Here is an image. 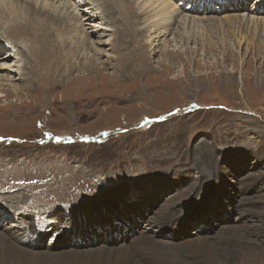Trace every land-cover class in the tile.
<instances>
[{
    "label": "rangeland",
    "instance_id": "374dc122",
    "mask_svg": "<svg viewBox=\"0 0 264 264\" xmlns=\"http://www.w3.org/2000/svg\"><path fill=\"white\" fill-rule=\"evenodd\" d=\"M23 1L29 13L28 5L33 2L42 6L43 25L47 13L55 11L62 19L55 24L57 30L69 34H61L64 42L55 44L54 52L53 45H47L58 39L53 25L48 28L36 23L40 29H35L31 23L35 18L29 14L20 25L19 13L7 15L10 8L0 6L1 54L8 56L11 45L18 49V55L7 58L9 68L0 67V210L14 215L13 219H0V228L16 220L14 207L25 206L35 223L45 221L41 224L44 228L55 226L67 220L71 205L87 203L97 209L104 205H93V199L101 200L105 193L112 196L114 192L107 191L109 188L123 186V189L130 187L135 195L127 191L125 195H117L124 200L120 204L119 200L109 199L110 203L103 208L104 213L110 214L108 217L100 212L91 216L89 223L71 226L66 237L70 243L75 242L71 240L73 235L82 238L85 246L90 243L87 247H93L101 237L116 238L115 233L121 228L119 219L134 221L136 215L139 227L131 226V237L133 231L137 232L135 226L143 228L151 218V210L163 203L165 209L172 204L187 216L186 222L175 227L179 235L172 232L178 243L197 237L215 239L225 228H236L227 232V236L238 232L247 236L245 229H248L247 237L254 241L250 245L253 252L264 255L262 237L253 234L264 226L263 55L255 60L257 56L245 52L244 43L241 47L233 44L234 58L242 56L241 59H234L237 64L223 62L219 55L225 52L224 46H218L213 54L205 53L192 41H178V29L164 32L155 29L150 33L138 28L139 25L136 31L130 29L132 21L145 23L136 8L145 0H118L117 7H123V11H108L106 18L100 11L107 10L113 0H90L100 4L96 13L102 15L94 18L92 25L80 26L76 34L71 30L74 21L71 16H85L88 21L92 9L86 0H70V7L60 0ZM152 1L146 3L149 10ZM262 2L239 0L227 9L214 3L208 6V13L198 10L197 15L220 18L254 9L258 14L255 17L264 19ZM185 4L188 2H178L182 7ZM163 25L158 27L163 29ZM123 27L127 29L122 30ZM84 29L92 32L89 40H83L82 48L80 36L84 31L88 35ZM129 30L137 32L136 38H130L131 43L123 42L122 33L127 32L126 39ZM168 46L180 55L177 62L163 52ZM75 53L77 60L84 62L83 68L66 71L75 63ZM18 58L23 66L21 75L14 65L18 63L10 61ZM247 58H251L249 66L238 63ZM59 71L64 79L53 76ZM216 166L223 169L222 175ZM249 174L261 176L257 186L247 191L240 189L243 178ZM241 191H245L244 197L249 194L247 209L251 215L241 209ZM240 210L245 215L238 218ZM41 213L46 220L39 218ZM103 219L116 224V228L106 231L108 223H103ZM89 224L98 229L96 237L89 233ZM155 226L152 224L147 230L156 238L150 239L159 244L171 240V227L158 231ZM9 231L20 234L15 227ZM184 234L187 238H182ZM90 238L93 242H89ZM125 242L127 239L116 238L114 245L100 244V247L122 249L127 247L121 244ZM241 242L227 239L222 244L225 254L234 257L239 247L245 246ZM183 258L191 260L189 255ZM198 258L195 260L202 264ZM238 260L264 264L263 256L252 253L238 256Z\"/></svg>",
    "mask_w": 264,
    "mask_h": 264
},
{
    "label": "bare ground",
    "instance_id": "6f19581e",
    "mask_svg": "<svg viewBox=\"0 0 264 264\" xmlns=\"http://www.w3.org/2000/svg\"><path fill=\"white\" fill-rule=\"evenodd\" d=\"M60 1H62L64 6L67 5L66 7H70V3H71L70 0H60ZM117 1L118 0H113V2L110 1L109 2V4H111L110 7H108L107 10L104 8L103 9L104 11L103 10L100 11L101 13L105 15L104 18H106L108 11L109 12L113 11V13H116L118 11L117 9H119V12L123 11L122 10L123 7L121 8L117 7V4L120 5L119 3H117ZM147 1L148 0H145L144 2L142 1L141 4L136 7L137 10L143 14V20L145 21V23H142L140 25L139 22L137 23L135 22L133 24V21H132L131 25L129 24L130 29H134L136 31L135 28L138 25H139L138 28L142 27L143 30L149 31L148 33H150V31L154 32L155 29H157V32L158 31L164 32L167 29L169 30L172 29L173 31H176L178 29L177 34H176L177 35L176 38L178 39V41H184V42L192 41L193 44L196 45L195 47L199 46L201 50L204 51L205 53H209L212 51L211 54L214 53L213 50H216L218 46L220 45L224 46L225 52L220 53L219 55L220 60H222L223 62L228 60V61H231L232 63L236 62V64H237V61H235L234 59H237L239 61L242 56L240 57V59H239V56L238 58L237 57L234 58L236 56V53L235 51H233L232 45L235 44L236 47H241L242 44L244 43L245 52H249V53H252L254 56H257L254 58L255 60L257 59L259 60L260 58L259 56L263 55V60H264V49H263L264 47V19H262V17H255L256 15H258L256 10L253 9V11H256V12H253L252 10H248L246 14L244 13V14L235 15L236 14L235 13L233 15H230L229 17H226L223 15L224 17L221 16L220 18L216 17L215 15H213L211 18H200L197 15L199 12L198 10L206 12L210 10V8L208 9V6L209 5L211 6L214 3L216 4V6L218 5L219 8L227 9V8H232L234 6V1L238 2L239 0H213V1L212 0H200V2L199 0H178L177 3H176V0H153L151 3L152 7H150L151 8L150 10L148 9V6H146ZM183 1L188 2V4L187 5L185 4L186 6H183V7L180 6L181 4L178 5V2H183ZM242 1L243 0H240V2ZM24 2L25 1L23 0H0V6L5 7L4 8L5 10L10 8L8 9L7 15L12 16L16 13H19L20 25L24 21H26V18H28L29 15L32 16V18H35L34 19L35 21H33V19L31 21V23L32 22L34 23L32 27L35 29H40L38 25L39 24L43 25L44 23V20L42 19L44 16H42V11H41L42 6L40 7L39 5V7H37L35 6V4H37L36 2H33V3L31 2L32 5H28V7L30 8V13H29L28 8H25L27 5H24ZM86 2L87 4H91V7L89 8L92 9V13L87 18L88 21H85L86 20V18H84L85 16L78 17L74 14H73L74 17L71 16L72 21L74 20L71 23L72 24L71 30L74 31L73 34L74 33L76 34L77 33L76 31L78 30L80 31L79 27L83 26V24H85L86 26H90L93 24L94 18L96 17L100 18L102 15L101 13H96L100 9V4L91 3L90 0H86ZM103 2H102V5L105 6V3ZM254 4H256V1L254 2ZM263 5L264 3L262 2L260 7H263ZM80 9L84 10L82 7ZM5 10H2V11H5ZM73 10H75V8ZM214 11L216 12L215 14H217V11L216 10ZM263 11H264V7L262 8V12ZM54 12H51L50 14L47 13V16H45L46 22L44 24L45 26L47 25L48 28L50 25H53L56 29L55 33L58 39L47 42V45L48 44L53 45L52 51H54L55 44H58L60 41L64 42L63 39L60 37L61 34H65V33H67V35L69 34L68 32H62L60 30H57L55 24L59 20L61 22L62 19L61 17H59V14H55ZM35 16L39 18H36ZM1 21L2 19H0V22ZM176 22L178 23L176 24ZM36 23H39V24L37 25ZM13 24L15 25V23ZM162 24H164L163 29L162 28L160 29L158 26H162ZM102 28L103 27H101V29ZM126 29L125 27H123L122 30H126ZM91 32L92 31H89V32L87 31L86 33L88 35L85 34V31L82 32L83 36H80L82 38L80 42L81 43L80 46L82 48L84 47L83 40H89V36ZM128 32L130 35H128L126 39L125 37H126L127 32L125 31L122 33V35H124L122 37V41L124 42L127 40L131 43L132 40H130V38H133V39L136 38L137 32L133 33L130 30ZM214 36H216L217 39L215 38V40H213ZM80 37L78 38L80 39ZM171 41L173 40L171 39ZM77 44H79V42H76V45ZM171 45H173V43ZM11 46H10V53L7 50L9 55L6 57H4V55L2 56L1 54L2 47L0 46V67H4L3 69L9 68L10 65L8 66L7 64L8 62L7 58L10 57V55H18V49L16 48V46H12V47ZM80 46L77 45L78 48H80ZM169 46L167 47L169 49H165V51L163 52L165 54H169L172 57L173 59L172 62H174L175 60L177 62V60H179L178 58L180 57V55L177 53V50H175L174 48L172 49V47H169ZM57 51H58V48H57ZM57 51L56 53H59ZM67 53H69V51H67ZM184 53H185V50H184ZM90 56L92 57L93 55H90ZM19 58L13 59V60L11 59L10 61L11 62L14 61L18 63L17 65L16 64L14 65L16 66V71L18 72V74L21 75L23 66L22 64L20 65L21 59ZM77 59H78V53H75V55L73 56V60L75 63L70 64L66 71L68 70L74 71L78 67L83 68L82 66L84 65V62L82 63L78 61ZM250 62H251V58H247L244 62L240 61L238 63L241 66L242 65L249 66ZM53 76H57V80H60L61 78L64 79V75H62L60 71L58 73L53 74ZM134 80L138 81L136 79ZM137 135L139 136L140 134H137ZM261 145L263 147V149L261 150L264 153V138L261 140ZM218 169H221V168L217 167V170ZM223 173L224 171L223 169H221V175ZM251 175L252 174L246 175L243 178L245 180H243V183L240 185V189L247 191L248 189L251 188L252 190L253 187L257 186L256 184L261 178V176L257 177V176H254V175L251 176ZM107 191L114 192V194L112 196H107V194L105 193L103 194V198H101V200L93 199V205L95 206L104 205L105 206L108 203H110L109 199L111 198H113L112 200H116V201L119 200V204H120L124 200H121L122 198L121 199L118 198L117 195L119 196L125 195L126 191L127 193H130L131 196L135 195V193L132 192V189H130V187L128 188L125 187V189H123V186H112ZM245 191H241L242 197H240L239 204L241 205V209L245 208L244 211H247V214L251 215L249 213L250 210L247 209L248 205L250 204L249 202L250 198L249 196H247L249 194H246V197H244L245 194H243V192ZM40 200L41 199H38V201ZM162 204L161 206H159V204L156 205L151 210V213H152L151 218L147 220L143 228L142 226L141 228H138L139 219L136 217L135 214H133L135 215L134 221H129V220L124 221L114 216L113 218L119 219L118 222L121 227L119 232L115 233L116 238H119V239L124 238L125 240L127 239V242L121 243L127 247L122 248V249H120L119 247L118 249H115V250H111L106 247H100V244L114 245L112 244V242L116 240V238L114 237H113L114 240L112 238L111 239L107 238L106 236H105V239L101 237L100 240L97 241L93 247L91 246L87 247L89 246L90 243H88L85 246L84 240L82 238L77 237L76 235H73L74 237H71V240L75 241L74 244L72 242L71 244L70 241L67 240L68 238H66L68 236L67 231L71 226L74 225L75 227H77V226L82 225L85 222L89 223L91 216H96L100 212L102 215H104V217L110 216L109 213L108 214L104 213V210H103L104 206L94 209L90 205L88 206L87 203H78V204L71 205L68 210L67 220L63 222L59 221L57 224H55V226H49L47 228H44L43 226L45 221H42L41 224L43 225L40 224L41 225L40 226L39 224L35 223L34 220H32L30 211L25 208L26 206L24 208L14 207L12 213H14L15 216L18 214L16 220H11L9 221L8 225H2V228H0L1 264H64V263L66 264H198L197 261L195 260V258H198V257H199L198 259L202 261V264H248L246 262H240L238 260V256H245V255H249L252 253L255 256L264 257V255H261L259 253L260 251L258 253H254L253 249L250 247L251 243H253L254 241L250 240V238L247 237V236H250V231L248 229H245L248 233L247 236L242 235L240 232H238L239 234L234 233V234H230L232 236L230 235L227 236V234H229L227 232L233 231L236 228H225L215 235V239H210L207 237H200V238L197 237V239L192 240V241H185V242L178 243V239H174L172 232H174L176 235H179V232L175 230V227L180 222H186V219L184 218L187 216H184L182 213H179L176 207L172 204H169L170 206L168 209H165V207ZM111 205L112 204H110V206ZM15 208L19 209L20 212L16 211ZM115 208L117 207H113L112 209H115ZM129 211L131 212L132 209L131 210L129 209ZM244 211L241 212L240 210V213L238 214V218L242 217V215H245ZM60 212H62V210ZM43 213H41V217L39 218L44 219L42 215ZM13 216L14 215L8 213L7 210H0V219L5 220L7 217L9 218L11 217L13 219ZM153 217H155V219L152 221ZM38 220H41V219H38ZM103 223H108V227L106 231L110 230L111 232L112 229L116 228V224L111 223L110 220L106 222V220L103 219ZM135 224L136 226H138L137 228L135 226V231L137 232L134 233L133 231L132 233L133 235L129 237V231L131 230V226ZM152 224L156 225L155 230H158V231H163L167 227H171L172 229L170 230L171 240H167L171 242L165 241L164 244H159L160 242L156 240L153 241L152 239H150V237H153V236L149 235L147 230L152 226ZM14 227L20 231L19 235H16L15 233H11L9 231ZM125 227H126V230H125ZM88 228H90L88 229L89 233L93 232V237H96L98 229L92 228L90 224ZM182 228L185 231V228L184 227ZM259 228L260 230H258L257 232H254L253 234H256V236H261L262 237L261 241H264V226L261 225L259 226ZM185 234L183 235L182 238H187ZM112 235L114 236L113 232H112ZM79 236L81 237V235ZM227 239H232V240L234 239L235 241H240V242L242 241L241 242L242 245L244 244L245 246L239 247L240 251L237 250L234 257L227 255L225 254V251L223 248L224 242L227 241ZM89 242H93V240L90 238ZM172 242H176V243H172ZM33 243L35 244L37 243V245ZM137 243L139 245H135ZM84 247H87V248H84ZM128 247H131V248H128ZM58 249L60 250L56 251ZM188 255L191 257L190 261L192 263L190 261H189L190 263L187 262L188 259H185L186 257L182 259V256L188 257ZM134 256L138 257V259L134 258ZM228 261H230L231 263H227Z\"/></svg>",
    "mask_w": 264,
    "mask_h": 264
}]
</instances>
